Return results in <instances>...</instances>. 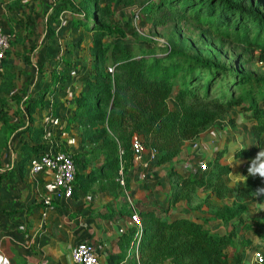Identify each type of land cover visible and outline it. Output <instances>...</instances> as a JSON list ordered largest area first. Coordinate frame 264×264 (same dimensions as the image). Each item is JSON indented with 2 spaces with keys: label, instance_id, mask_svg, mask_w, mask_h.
<instances>
[{
  "label": "trees",
  "instance_id": "trees-1",
  "mask_svg": "<svg viewBox=\"0 0 264 264\" xmlns=\"http://www.w3.org/2000/svg\"><path fill=\"white\" fill-rule=\"evenodd\" d=\"M98 1L94 0V6ZM112 2L120 7H136V11L152 25L183 19L205 28L207 35L242 45L245 52L238 58L246 52H256L260 59L264 58L262 1L256 4L244 0ZM102 7L112 13L109 4ZM64 10L70 11L67 20L73 27H81L94 35L91 48L95 51L93 67L81 75L86 90L78 95L74 114L68 118L69 123L78 126L81 143L89 145L81 152L71 154L77 166L72 199L89 191L108 192L114 198L125 196L134 174L130 144L133 133L141 136L145 147L155 149L154 166H163L177 159L187 142L195 140L208 126L226 116L230 108L248 114L256 140V144L249 147L235 146L231 150L233 157L248 160L258 154L264 133V75L247 73L233 64L174 48H160L151 43L144 46L126 44L122 26L104 24L98 19L97 9L93 14L85 13L68 0L52 1L46 17L47 26L49 23L59 25V15ZM0 21L2 28L7 29L8 22L1 11ZM11 44L24 47L28 62L38 47L28 48L19 39L17 44L10 39ZM56 64L54 68L60 67V71L52 70L51 85L58 88L67 80L66 72L72 61L64 56ZM38 68L42 72L44 65L39 64ZM44 92L47 88L28 100L24 113L21 110L9 113L12 101L17 104L25 101L22 93L0 96V124L5 125L9 137L18 131L20 136L25 131L32 133V114L35 107L42 108ZM170 98L174 107L169 104ZM22 114L27 117L23 127L20 119L12 122V117ZM66 130L67 126L63 131ZM35 131L43 135L41 128ZM23 146L30 154L41 155L47 151L49 143L31 139ZM224 156L225 151L219 150L211 157L203 158L205 170L171 172L176 180L162 208L135 201L132 206L122 203L117 213L97 214L96 217L107 220L131 216L134 211L139 215L138 259L131 255L127 264H232L230 260L235 254L228 248L234 245L236 227L244 222L247 205L242 203L243 199L251 198L258 189L264 188V178L257 170L254 175L245 176L240 185L229 186L227 178L233 166L220 161ZM6 177V172L0 174V184ZM120 179H123V185ZM198 191L204 192V197L198 205H193L192 198ZM230 194L234 200L228 201ZM211 198L223 203L215 208ZM180 202L187 210L177 209ZM203 205L212 211H202ZM2 213L4 210L0 211ZM215 223L227 225V228L214 230L212 224ZM136 230L137 225L132 224L119 237L121 248L130 247ZM256 249L264 252L254 248L249 259ZM249 259L243 264H248Z\"/></svg>",
  "mask_w": 264,
  "mask_h": 264
},
{
  "label": "crops",
  "instance_id": "crops-1",
  "mask_svg": "<svg viewBox=\"0 0 264 264\" xmlns=\"http://www.w3.org/2000/svg\"><path fill=\"white\" fill-rule=\"evenodd\" d=\"M52 1L39 0L36 3L38 5L36 12H30L40 18L37 24V33L40 34V39L43 41V51L41 55L38 53L36 58L31 56L29 62L26 58L23 60V65L31 68L34 72L25 74L20 79L22 84L15 86L17 91L9 94L22 93L25 101L21 104L12 101L9 111L21 110L24 113L28 100L36 98L42 89L47 88V92L43 93L42 108L35 107L32 114V119H35V116L38 119L40 116L36 127L42 129L43 135L40 136L35 131L37 128H34L35 130L33 129L31 134L25 131L20 136L21 133H19L20 135L15 137L16 142L13 141V143L23 146L34 139L42 143L48 142V148H62L71 154H76L84 148H88L89 145L81 143L78 126L75 123H69L68 118L74 114L78 95L86 90V86L81 81V75L93 66L82 72L72 64L66 72L68 78L63 81L62 86L56 88L51 85V72L53 69L56 72L60 71V67H54L61 59L51 58L47 50L51 38L54 37L55 28L65 21L74 29L84 30L70 24L67 18L71 13L68 10L60 13L61 23L59 25L49 23L47 26L46 17L51 10ZM132 7L126 6L129 9ZM13 22L15 24L25 23L17 17L13 19ZM27 47L30 46L27 45ZM23 49L24 47L21 48L22 51ZM39 64L44 65L42 72L38 71ZM169 104L175 106L172 98L169 99ZM14 118L18 119L16 121L22 120V127L25 125L27 117L24 114ZM14 121L12 120V122ZM66 126L67 130L63 131ZM50 134H53L55 138L50 137ZM20 152L22 154H11L10 166L6 169L7 177L0 184V211L4 210V213L0 214V256H3L9 264H74L70 251L79 240L102 243L103 247L99 252L101 264H127L130 259L129 248L124 250L120 247L119 237L132 225L129 216H119L113 220H107L96 217L97 214L117 213L122 208V203L132 206L133 199L162 208L166 196L170 193L171 187L168 186L163 194V200H160L159 196V203L153 204L150 191L159 189L160 186L157 182L152 185L151 183L155 178L161 179V172L164 171L165 165L153 166L147 177L142 180L138 177L139 168H134L129 190L125 192L126 198L124 194L114 198L108 192L89 191L78 199L64 202L53 201L49 206H44L41 199L47 193L51 173L45 170L38 174H30L27 164L34 155L30 154L25 147ZM224 162L229 163L228 161ZM126 193H130L132 196L129 204L126 201L128 198ZM262 194L264 195V192L256 193L242 202L247 205V210L243 215L244 222L241 226L236 227L237 235L234 238V245L228 248L229 252L235 254V258L230 260L232 264H243L249 259V252L254 248L264 250V200L256 202V197L262 199L259 198V195ZM251 200L256 204L253 203L250 207L248 201ZM108 203L112 204L108 206ZM180 203L177 204V208ZM217 225L219 227L215 228ZM212 228L224 230L227 225L215 223L212 224ZM238 259L239 261H237ZM0 264H3V261H0Z\"/></svg>",
  "mask_w": 264,
  "mask_h": 264
},
{
  "label": "rangeland",
  "instance_id": "rangeland-1",
  "mask_svg": "<svg viewBox=\"0 0 264 264\" xmlns=\"http://www.w3.org/2000/svg\"><path fill=\"white\" fill-rule=\"evenodd\" d=\"M69 1H72L76 7H79L85 13L93 14L94 9H97L98 19L104 24H118L122 26L126 33V39L124 40L126 44L144 46L147 43H151L160 48H174L188 54L210 57L225 64H233L235 68L247 73L264 75V58L260 59L256 52L251 54L246 52L244 56L238 58V55L245 52L242 45L227 39L207 35L205 28L198 27L189 21L176 19L164 25H152L144 20V17L136 11V7L130 9L120 7L112 2V0H99L96 6L93 4L94 0ZM244 1L245 3H250L251 1L255 4L256 2L262 1L261 8L264 9V0ZM37 2L39 0H0V11L3 13L6 23L8 21L10 22H8V28L6 29L10 35V39L12 41L14 40L16 44L19 39L25 45H38L32 55L34 58L37 57L38 53V55H41L43 51V41L40 39V34L37 33V24L40 18L35 16L36 14L32 15L30 13L31 11L35 13L36 7L38 9ZM106 4H109V10H112V13L102 7ZM16 17L25 23L15 24L13 19ZM0 27H2L1 21ZM53 35L54 37L51 38L47 49L51 58L57 57L60 59L67 56L71 59L72 64L82 72L87 71L90 66L92 67L95 53L91 48V42L94 38L93 34L85 30L74 29L68 22L63 21L55 28ZM21 48V45L11 44L8 52L5 54L3 65L0 67V96H7L11 92L17 91L15 86L22 84L20 79L25 74L34 72L31 68L23 65V60L26 58L25 55L27 53L22 51ZM12 111H9V113L12 114ZM12 120L16 121L18 119L13 117ZM37 120H40V116H38V119L35 116V119L30 121L32 123V130L37 128ZM251 123L247 113L240 112L236 108H230L226 116L211 126H208L195 140L187 142L181 155L163 167L164 171L161 172V179L158 180V178H155L152 181L151 185L157 182L160 186L159 189L150 191V198L153 199V204L155 202L159 203V196L161 198L160 200H163V194L168 189L167 187H171L175 183V176H171V172L197 170L203 158H209V156L214 155L219 150L225 151V156L220 161H228L233 166V171L227 178V182L231 187L240 185L245 176L249 174V169L254 173L260 167H264V155L257 154L251 159L240 160L234 158L231 153V150L235 146L249 147L256 144V140L251 131ZM19 133L18 131L14 137L10 138L5 125L0 124V174L6 172V169L9 168L11 154H22L20 150L24 147L18 143H13V141L16 142L15 137L19 136ZM53 133L55 134V131ZM49 136L55 138L53 134ZM262 139V147L259 152L264 150V133ZM131 197L129 193V199H126L128 204L129 200H132ZM203 197L204 192L198 191L196 197L192 198L191 204L198 205ZM263 197V194L259 195V198L262 199L256 197V202L263 201ZM233 198V195L230 194L226 200L231 201ZM134 201L133 199L131 202L133 203ZM210 202L215 204L212 205L215 208L223 203L222 200L214 198H211ZM253 203L255 202L252 200L248 201L250 207ZM147 204L150 205V203ZM163 206H165V203ZM177 209L187 210L182 202L178 205ZM201 210L204 212L207 210L212 211V209L204 205ZM218 227L219 225L215 228Z\"/></svg>",
  "mask_w": 264,
  "mask_h": 264
},
{
  "label": "built area",
  "instance_id": "built-area-1",
  "mask_svg": "<svg viewBox=\"0 0 264 264\" xmlns=\"http://www.w3.org/2000/svg\"><path fill=\"white\" fill-rule=\"evenodd\" d=\"M10 48V35L6 29L0 27V67L5 58L6 51ZM132 150L133 168H139L138 177L142 180L154 166L157 153L153 148H147L142 142L139 134L133 133L130 140ZM30 174H38L45 170L51 173L47 187V193L42 197L44 206H49L53 201L72 200L73 185L76 177L77 166L73 161L71 153L57 148H48L41 155H34L27 164ZM200 170H205V162H200ZM123 185V179H120ZM43 215H45L43 213ZM130 222L137 225L133 241L130 243L129 255L138 259V236L140 234V217L134 211L129 216ZM102 243L89 240L77 241L70 251L71 260L74 264H101L99 252L102 250ZM248 264H264V252L256 249L252 252Z\"/></svg>",
  "mask_w": 264,
  "mask_h": 264
},
{
  "label": "clouds",
  "instance_id": "clouds-1",
  "mask_svg": "<svg viewBox=\"0 0 264 264\" xmlns=\"http://www.w3.org/2000/svg\"><path fill=\"white\" fill-rule=\"evenodd\" d=\"M258 155H264V150L259 152ZM258 171L260 172L261 177L264 178V167H260V169H258ZM248 172H249V175H254V173L252 172L251 169H249ZM258 191L264 192V188L258 189ZM0 261H3V264H9V262L3 256H0Z\"/></svg>",
  "mask_w": 264,
  "mask_h": 264
}]
</instances>
